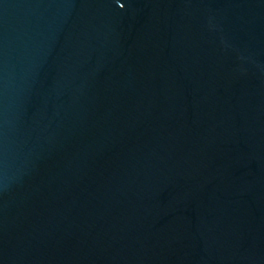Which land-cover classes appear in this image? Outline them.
<instances>
[{"label": "water", "instance_id": "95a60500", "mask_svg": "<svg viewBox=\"0 0 264 264\" xmlns=\"http://www.w3.org/2000/svg\"><path fill=\"white\" fill-rule=\"evenodd\" d=\"M0 264H264V0H0Z\"/></svg>", "mask_w": 264, "mask_h": 264}]
</instances>
